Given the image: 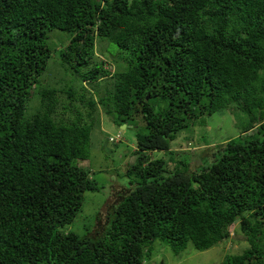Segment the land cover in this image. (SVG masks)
<instances>
[{
	"label": "trees",
	"instance_id": "trees-1",
	"mask_svg": "<svg viewBox=\"0 0 264 264\" xmlns=\"http://www.w3.org/2000/svg\"><path fill=\"white\" fill-rule=\"evenodd\" d=\"M52 31L68 35L58 79ZM99 41L125 70L91 66ZM234 107L249 117L238 137L196 167L177 158L192 122ZM100 110L144 126L130 191L81 236L68 227L103 189L79 164ZM237 221L248 247L222 264H264V0H0V264H153L157 241L207 251Z\"/></svg>",
	"mask_w": 264,
	"mask_h": 264
},
{
	"label": "rangeland",
	"instance_id": "rangeland-1",
	"mask_svg": "<svg viewBox=\"0 0 264 264\" xmlns=\"http://www.w3.org/2000/svg\"><path fill=\"white\" fill-rule=\"evenodd\" d=\"M66 37L68 38V35L60 31L49 33L48 45L53 54L47 72L49 74L52 72V76H55L56 79L60 78L57 75L62 70L53 68V66L62 63L60 51ZM99 42L104 43L106 48L103 44L96 46V54L91 66L94 67L97 62L103 63V68L111 72L125 70L127 66L125 59L128 58V54L121 51L115 44L107 41ZM103 58L109 59L110 62L104 61ZM66 77L71 80L72 75ZM64 85L60 83L57 87L62 88ZM86 85L91 90L89 84ZM105 86L104 84L103 87ZM59 97L63 103H67L66 96L59 95ZM79 106L81 107V105ZM76 111L77 109H74L73 114H76ZM98 113L92 131L90 158L80 161L79 164L90 171V175L98 181L99 186L103 189L100 192H88L84 195L82 211L77 215L73 224L68 227V231L76 232L81 236L92 235L94 232L102 230L112 206L130 191V179L127 178L126 171L128 166L135 162L136 136L144 126L142 120L139 119L130 125L118 126L113 122L112 117L104 111L100 110ZM64 114L67 117L71 115L69 112ZM248 121L249 117L240 110H236L235 107L212 116H204L192 122L189 128L178 135L177 139L171 143L172 151L178 153V159L193 162L192 167H196L202 158L209 156L215 145L238 137L239 127ZM119 137L121 138L120 142H112L111 138L117 140ZM200 151L201 156L198 154ZM152 155L156 158L165 157L170 166L174 167L170 161V154L155 152ZM208 161H205L204 165ZM238 223L239 221L230 228L232 239L226 245L219 244L207 251H197L192 245H189L186 252L177 256L168 245L157 241L154 244L152 262L153 264H222L227 254H240L248 247L244 235L239 231L236 232Z\"/></svg>",
	"mask_w": 264,
	"mask_h": 264
},
{
	"label": "built area",
	"instance_id": "built-area-1",
	"mask_svg": "<svg viewBox=\"0 0 264 264\" xmlns=\"http://www.w3.org/2000/svg\"><path fill=\"white\" fill-rule=\"evenodd\" d=\"M111 140H113V138H111Z\"/></svg>",
	"mask_w": 264,
	"mask_h": 264
},
{
	"label": "water",
	"instance_id": "water-1",
	"mask_svg": "<svg viewBox=\"0 0 264 264\" xmlns=\"http://www.w3.org/2000/svg\"><path fill=\"white\" fill-rule=\"evenodd\" d=\"M122 127H126V126H122Z\"/></svg>",
	"mask_w": 264,
	"mask_h": 264
},
{
	"label": "clouds",
	"instance_id": "clouds-1",
	"mask_svg": "<svg viewBox=\"0 0 264 264\" xmlns=\"http://www.w3.org/2000/svg\"><path fill=\"white\" fill-rule=\"evenodd\" d=\"M120 138V137H119Z\"/></svg>",
	"mask_w": 264,
	"mask_h": 264
}]
</instances>
